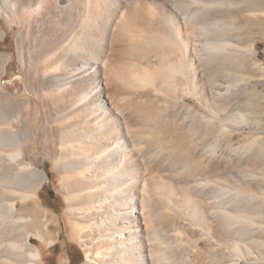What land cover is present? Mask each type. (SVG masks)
<instances>
[{"label":"bare ground","instance_id":"obj_1","mask_svg":"<svg viewBox=\"0 0 264 264\" xmlns=\"http://www.w3.org/2000/svg\"><path fill=\"white\" fill-rule=\"evenodd\" d=\"M251 5L264 0H0V46L9 32L14 42L12 54H0V264H43L42 246H55L63 226L70 240L87 241L84 264H187L166 226L175 239L181 214L204 219L201 195L216 200L208 208L220 209L227 233L247 238L255 229L252 240L264 244L256 206L254 219L231 215L227 206L251 199L212 181L211 167L169 174L183 167L165 162L167 151L176 154L160 131L170 117L157 121L146 108L150 100L178 112L192 97L210 115L231 113L221 92H242L235 78L254 56L256 22L238 19ZM14 61L32 98L1 89ZM38 153L60 176L62 221L40 205L47 178L32 165Z\"/></svg>","mask_w":264,"mask_h":264},{"label":"rangeland","instance_id":"obj_2","mask_svg":"<svg viewBox=\"0 0 264 264\" xmlns=\"http://www.w3.org/2000/svg\"><path fill=\"white\" fill-rule=\"evenodd\" d=\"M233 1L236 3L241 0ZM243 8L247 9L245 10V16L248 17L243 18L240 16L238 20L243 22L245 20H254L253 22H256L252 25L253 27L250 30L252 35L250 34V37L248 38V42L253 43L256 52L254 51L253 57L247 58V65L244 73H242L239 78H235L242 82L240 83V81H238V84L243 86L237 87V89L239 88L242 90V92L240 91L241 94L235 91L234 86H230L231 88H229L228 91L222 90L221 92H225V95H227L225 99L226 101H224V105L227 107H225V110H227V113L228 110H231V113L227 115L224 114L225 116L222 115L223 117H217L212 114L210 115L208 110L192 97L186 98L182 107L178 106L179 108L184 109V111L176 108L178 112H175V109L174 111L170 110V112L167 108L170 105L162 107L159 103L153 101L149 102L150 100L147 102L148 107L146 106V108H149L150 114L153 113L155 115L153 116L157 121H159V119L164 120L165 115L170 117V120L168 118L166 121L160 123L162 127L160 131H162L163 138H165L162 143L164 145L166 144V147L171 148L176 154H174L175 156H171L167 151L165 162L168 164L173 158H176L183 161H181L183 167L172 170L169 174L171 173V175L177 179H182L183 176L186 177L189 173L195 171H197L196 173H203L211 167L215 173L211 179L212 181H218L217 183L220 186H224L229 191L233 192L232 194H234L235 191H238L240 194L242 193L243 196L251 199L250 202L252 203H249L248 205L239 202L236 206H227V211L231 215L233 214V216L236 215L238 217L243 215L247 217L249 215L250 217L254 214L253 211L256 212L255 215H259L260 213V215L256 217L253 215V219L255 217L257 221L255 219V221H252L254 223L256 222L258 226L260 225L261 227H264V16H261L264 14L262 13L264 12V5L263 7H255V5H251L244 6ZM253 13H257V15L254 16L256 19L253 18ZM259 13H261V15ZM0 26H4L2 21L0 22ZM10 36L11 32L3 37V43L0 46L1 55H9L13 53V50L9 48L11 47L10 44H14L10 39ZM250 59L253 65L249 62ZM232 74L233 78L235 74L233 72ZM1 89L10 97L17 99H22L24 96L32 98L26 93L24 73L18 61H14L6 67L1 82ZM188 107H190L189 109L191 110L187 113L186 108ZM163 108L167 110L164 111ZM179 111L182 112L180 113ZM165 112H167V114ZM171 113L174 116L177 115V120L176 118H173L174 116ZM225 117H227L229 121H226L228 123L227 125L226 122H224ZM179 118L182 121H180ZM189 124L190 127L188 128ZM258 138L260 142L257 141ZM254 140L258 144H256V142L254 143ZM250 143L251 147L248 146ZM36 146L39 147L40 144L37 143ZM247 147L250 149L248 150ZM32 158L34 159L32 165L44 170L47 178L46 183L39 194L40 205L42 209H45L49 214L56 216L62 221V211L66 208V202L60 192V176L57 171L54 170V164L50 160L44 158L42 153L33 155ZM185 165L186 167H184ZM188 183L192 184L191 182ZM206 187L214 188L211 184ZM206 199V196L202 195L199 199L204 202L201 204L203 207L200 206L204 211L199 215H204V219L201 218V221H198L200 220V217H198L199 219L197 220L194 218L190 219L192 217L188 218L189 214L184 216L183 214L185 213L177 218L176 226L180 229V232H182V235L179 237L177 235L178 238L175 236V239L172 238L175 232L172 231V227L166 226L167 230L171 231L170 235L172 234L168 239L178 241L177 249L178 253L181 251L180 257L186 262L189 260V263L187 264H264L263 239L261 240L260 238L258 242L253 241L255 239L253 237L255 236L252 235H256V233H253L255 229L251 232L252 235L249 233L250 237L248 235V239L244 238L243 235L242 238L241 235L238 236L239 234L237 237L234 234L233 236L230 232L227 233L218 219L220 209H218L219 211L216 210L215 214V211H213L215 209L210 210L208 208V206L214 204V201L216 200ZM253 204L257 208L254 207ZM257 205L260 207L259 211ZM246 206H250L247 207L248 211ZM252 208L253 211H251ZM250 218H252V216ZM183 219L188 221L183 222ZM209 234L211 235L208 236ZM68 235L69 230L63 226L60 230L55 246L50 249L47 246H42L41 256L43 258V264H59L61 258H65L67 264H84L85 248L88 247L86 246L87 241L85 242V239L70 240ZM34 243L36 245L39 244L37 241H34ZM233 245L239 246L240 252L238 254L232 252Z\"/></svg>","mask_w":264,"mask_h":264},{"label":"trees","instance_id":"obj_3","mask_svg":"<svg viewBox=\"0 0 264 264\" xmlns=\"http://www.w3.org/2000/svg\"><path fill=\"white\" fill-rule=\"evenodd\" d=\"M40 192H41V191H40ZM40 192H39V193H40Z\"/></svg>","mask_w":264,"mask_h":264}]
</instances>
